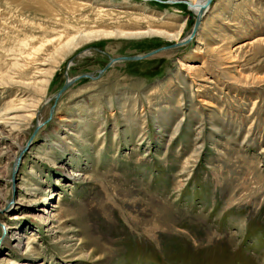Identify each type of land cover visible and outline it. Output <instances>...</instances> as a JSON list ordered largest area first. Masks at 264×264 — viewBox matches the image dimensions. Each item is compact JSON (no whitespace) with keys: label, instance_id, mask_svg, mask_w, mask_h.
<instances>
[{"label":"rangeland","instance_id":"rangeland-1","mask_svg":"<svg viewBox=\"0 0 264 264\" xmlns=\"http://www.w3.org/2000/svg\"><path fill=\"white\" fill-rule=\"evenodd\" d=\"M162 1L0 0V264H264V0H210L187 43L75 80L46 120L64 71L189 34Z\"/></svg>","mask_w":264,"mask_h":264},{"label":"water","instance_id":"water-1","mask_svg":"<svg viewBox=\"0 0 264 264\" xmlns=\"http://www.w3.org/2000/svg\"><path fill=\"white\" fill-rule=\"evenodd\" d=\"M157 1H162V0H157ZM182 2L184 3L188 8H197L196 12H194V19H193V25L190 29L189 35L186 36L183 40L181 41H176V42H172L170 44H165V45H161L155 48H152L150 50H147L145 52H139V53H134V54H130V55H122V56H117V57H108V62L105 63L102 68L95 70V74H93V72H84L81 74H77L75 76H72L70 78L67 77L66 71H64L63 73V77H64V81L62 82L61 86L56 90V92L52 95V99L53 102L49 107V112H48V116L46 118V120L51 116L52 111H53V107L55 104V101L57 100V98L59 97V95L69 86L71 85L75 80L80 79V78H89V79H96L99 78L101 76V74L103 73V71L109 67L113 62L116 61H121V60H126V61H133V60H139L142 58H146V57H150L151 55L163 51V50H168V49H173L176 47H179L185 43H187L191 37L194 35L195 30L197 28V25L199 23V20L203 14V12L205 11V9L208 7V4L210 2V0H203L202 3H194L191 4L188 0H165L164 2H169V3H173V2ZM163 2V1H162ZM42 124V123H41ZM37 128V126L35 127ZM36 129H34V131L32 132V134L30 135V137L28 138V141L26 143L29 144L30 140L32 139V136L34 134ZM27 146H24L23 148H26ZM19 156H16L14 158L13 161V165H12V169H11V173L14 172V167L16 164H14L18 159ZM12 176V174H11Z\"/></svg>","mask_w":264,"mask_h":264},{"label":"bare ground","instance_id":"bare-ground-1","mask_svg":"<svg viewBox=\"0 0 264 264\" xmlns=\"http://www.w3.org/2000/svg\"><path fill=\"white\" fill-rule=\"evenodd\" d=\"M202 1L203 0H195V1H193L191 4H194V3H202ZM189 9H190V11L192 10L193 12H196V9L197 8H190L189 7ZM209 10V9H208ZM204 13V12H203ZM202 18V17H201ZM201 18H200V20H199V23H198V25H197V28H196V30H195V33H194V35H193V37L196 35V33H197V30L199 29V26H201L200 25V21H201ZM129 26H127V30H130V32L129 33H125V34H123V36H129V37H131V36H135V35H141V33H142V31H140L141 30V28L140 27H138V26H135L136 24H128ZM158 31V30H157ZM157 31H150V32H157ZM160 32V31H159ZM158 32V33H159ZM162 32V31H161ZM145 33V32H144ZM147 33H149L148 31H147ZM147 33H145V34H147ZM161 34H163L162 36H164V37H168V35L169 34H164L163 32L161 33ZM100 34H95V36H99ZM160 35V34H159ZM166 35V36H165ZM189 35V34H188ZM187 35V36H188ZM103 36H112L111 34H104L103 33ZM138 36V37H139ZM142 36V35H141ZM146 36V35H145ZM161 36V35H160ZM135 37H137V36H135ZM132 38V37H131ZM196 38V37H195ZM64 43V41H62L61 43H59L58 45H60V44H63ZM55 44V46H56V43H54ZM65 44H68V43H65ZM57 45V46H58ZM61 46V45H60ZM51 48V47H50ZM50 48H48L47 49V51H46V49L44 48V46L42 45V42L41 41H38V42H36V44H34L32 47H31V49H28V50H26V51H20L19 52V54H18V63H17V65H16V71H14L15 72V75L17 76V77H24V70L25 69H27V68H31L33 65H37V67L36 68H39V66H40V61L41 62H45L46 61V59H43V56H45V52H47L46 54L48 55V52H49V50H50ZM176 48H178V47H176ZM175 49V48H174ZM168 50H172V49H168ZM167 50V51H168ZM163 51H165V50H163ZM125 62H127V61H125ZM124 65H128V64H124ZM194 72H198V71H194ZM55 74H56V72H55ZM55 74L52 76L51 74H50V72L48 71V70H46V72L44 71V72H42V74L40 75V77L39 78H41L40 79V81H39V84L41 85L40 87V92H41V90L43 89V91H45V93H46V90L50 87V85H51V81L53 80V78H54V76H55ZM38 76V75H37ZM49 76H52V77H50L51 78V80L49 79H47V77H49ZM73 83H75V82H73ZM63 93V92H62ZM61 95V94H60ZM59 95V96H60ZM45 97V96H44ZM38 107V106H37ZM36 107V108H37ZM34 109V107L33 106H30V107H28V110L25 112V114L27 115V114H30L31 116H22V118L23 119H31L32 118V115H33V113L35 112V110H33ZM33 112V113H32ZM69 123V122H68ZM65 131V130H64ZM34 136H35V133L33 134V136H32V139L34 138ZM32 139H31V141H30V143L27 145V147L26 148H24V149H22V150H24V151H26L27 149H28V147L30 146V144H31V142H32ZM57 146V145H56ZM57 148V147H56ZM20 151V150H19ZM21 155V154H20ZM20 155H19V158H20ZM18 163H19V160H17L16 162H15V169L17 168V166H18ZM14 169V170H15ZM31 239V238H30ZM27 250H29L30 252H32V253H34L35 251V248H34V246H33V244L31 243V241H28L27 242V248H26Z\"/></svg>","mask_w":264,"mask_h":264}]
</instances>
